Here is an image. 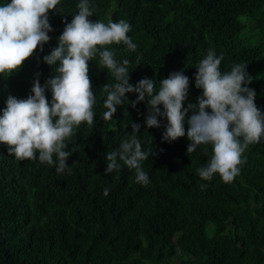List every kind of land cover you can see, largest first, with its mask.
<instances>
[{"label": "trees", "instance_id": "1", "mask_svg": "<svg viewBox=\"0 0 264 264\" xmlns=\"http://www.w3.org/2000/svg\"><path fill=\"white\" fill-rule=\"evenodd\" d=\"M8 2L0 0V6ZM79 2L60 0L48 13L53 30L43 51L38 48L9 76L0 74V110L9 95L27 98L34 79L43 85L56 74L58 62L50 66L43 56L57 46ZM89 3L95 6L91 21L123 19L131 25L127 35L135 51L123 43L106 46L118 62L129 60V83L154 79L158 91L160 79L182 71L189 78L187 107L202 95L195 87L196 66L212 49L223 56L222 72L246 64L253 77L247 86L264 112V56L258 59L264 55V0ZM98 61L88 62L94 124L81 123L67 141L70 173L58 174L38 153L36 159L17 160L0 144V264H264V138L242 154L245 162L232 182L218 173L205 181L197 169L209 161L212 145L186 153V135L162 140L166 118L157 117L160 126L146 128V101L131 105L136 93H126L128 102L117 106L111 120L103 119V85L114 77ZM45 96L51 102L50 90ZM133 122L140 124L142 150L151 149L142 162L147 185L137 183L135 170L122 161L119 170L104 172L106 155L131 134Z\"/></svg>", "mask_w": 264, "mask_h": 264}, {"label": "clouds", "instance_id": "2", "mask_svg": "<svg viewBox=\"0 0 264 264\" xmlns=\"http://www.w3.org/2000/svg\"><path fill=\"white\" fill-rule=\"evenodd\" d=\"M59 3L60 0H10L0 6V74L9 76L38 48L43 51V45L50 40L48 33L53 30L48 13ZM77 7L78 13L65 23L57 37V46L43 56L50 66L58 62L56 74L43 85L38 78L34 79L27 98L9 95L6 106L0 110V144L7 146L8 154L24 160L36 159L38 153L39 161L56 165L58 174L71 172L66 164L71 154L66 150L67 141L81 123L89 127L94 124L95 95L88 62L99 57L97 66L106 68L114 77L113 83L103 85V106L107 109L104 120H111L117 106L128 102L125 94L134 92L137 95L131 101L132 107L146 101V128L159 127L157 117L166 118L162 140L170 142L186 135L190 141L186 153L195 151L198 145H212L209 161L197 169L201 179L210 181L218 173L223 182H232L239 174L238 166L245 162L242 154L249 145L264 138V112L255 104V91L247 86L253 77L245 70L246 64H234L230 71L222 72V54L218 56L209 49L196 66L195 87L202 89V95L184 107L189 78L182 71H173L160 79L158 91L154 79L145 77L135 85L129 83V60L118 62L115 50L106 46L123 43L129 51H135L137 45L127 35L131 25L123 19L108 23L91 21L95 6L89 0H80ZM46 89L51 92V102L45 96ZM139 129V123H131V134L106 155L105 175L119 170L118 161H122L135 170L137 183H149L142 162L149 158L151 149L142 150ZM109 191L106 188L103 194L108 195Z\"/></svg>", "mask_w": 264, "mask_h": 264}, {"label": "rangeland", "instance_id": "3", "mask_svg": "<svg viewBox=\"0 0 264 264\" xmlns=\"http://www.w3.org/2000/svg\"><path fill=\"white\" fill-rule=\"evenodd\" d=\"M264 55H262L261 57H259L258 59H261Z\"/></svg>", "mask_w": 264, "mask_h": 264}]
</instances>
